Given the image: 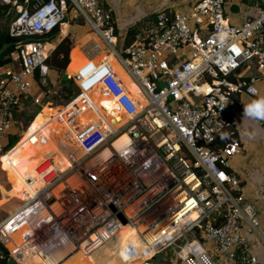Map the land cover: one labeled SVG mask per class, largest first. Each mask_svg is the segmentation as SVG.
<instances>
[{
    "label": "built area",
    "instance_id": "obj_1",
    "mask_svg": "<svg viewBox=\"0 0 264 264\" xmlns=\"http://www.w3.org/2000/svg\"><path fill=\"white\" fill-rule=\"evenodd\" d=\"M250 1L257 14L240 27L227 18L228 0H198L190 16L157 12L120 51L105 0H0L16 14L11 37L21 39L11 64L0 66V166L9 152L4 140L16 125L24 127L19 115L32 79L38 72L43 85L49 74L48 36L57 28L61 33L68 17L84 18L99 39L88 55L108 52L68 75L79 93L62 104L56 122L67 126L83 155L72 148L65 170L51 155L26 178L28 198L0 220V242L11 258L19 262L23 252L48 257L68 244V254H92L130 230L149 252L130 256L138 264H156L155 257L168 251L182 264H219L208 242L226 256L225 264H264L250 234L257 233V213L239 176L228 170L242 146L231 139L237 131L231 104L237 94L258 97L255 83L264 81V0ZM252 64L257 72L237 76ZM96 76L101 92L127 118L108 135L104 119L84 114ZM129 82L138 86L139 97ZM254 120L264 127V119Z\"/></svg>",
    "mask_w": 264,
    "mask_h": 264
},
{
    "label": "crops",
    "instance_id": "obj_2",
    "mask_svg": "<svg viewBox=\"0 0 264 264\" xmlns=\"http://www.w3.org/2000/svg\"><path fill=\"white\" fill-rule=\"evenodd\" d=\"M197 1L198 0H105L106 4L113 9V21L117 35L116 48L120 42V40L118 39L119 34L122 33L123 35H128V32L131 28H134L138 31L139 25H141V22L146 17L154 16L157 12L160 11H171L172 13H179L184 16H189ZM225 12L230 23L237 27H240L245 22L252 20L257 14L256 9L254 8V5L250 0H228L225 6ZM81 20H83L84 23L88 22V24L90 25L89 21L85 20L84 18H81L80 22ZM70 21L76 22L75 20ZM1 22L4 23V21L0 20V23ZM64 36H66V38L72 37L73 42H76H74V45L71 49L69 64L70 66L68 65L66 70L67 76L69 74H76L77 71H79V69L77 70L76 68L80 66L83 59L88 62H99L104 60L106 58V55H108V52L103 50L99 54L94 53L93 56H89V49L85 48V46L89 44L90 48V46L92 45L91 42L93 41L95 43L96 41H98V37L92 31H90L80 41H77L74 37V33L71 30L70 22H67L65 23V25L62 26L61 33L59 31V34L49 39L51 41L50 47L53 48V51L55 50L56 46L63 41L62 39ZM124 39L122 40L123 44L121 49L125 47ZM113 60L118 65L117 61L114 58ZM118 72H120V70H118ZM253 72H257V66L255 64H252L251 68H241L237 72V76H247ZM52 73L57 75V77H55L56 82L52 84L53 87L51 88L49 84H51L50 77ZM36 75L35 78L32 79V91L29 95V99L31 97L33 98V103H31V105L33 106L34 104L49 106L58 111L61 107L64 106L62 105L63 103L56 102V98H54V96L58 93L57 86L60 83L59 74L51 71L50 69L49 74L45 79L43 85L40 84V82L36 78ZM36 86L39 89L37 94L33 93ZM255 86L259 91L258 97H264V81L259 80L257 83H255ZM46 89L51 93V96L49 99H47V101L45 99L47 92ZM53 90H55L56 93ZM258 97L252 96L246 92L242 94H237L231 104L230 113V118L235 123L237 130L236 135L231 139L241 142L242 146L239 152L230 158L228 170H230V172L236 173L241 179V181H243V185H247L245 187H248L249 191H244L247 201L250 197L253 196L264 198V127L258 124L253 118H250L244 113V106L256 100ZM35 100H39V102H36L35 104ZM27 102L28 101H26L25 103V107L23 106L21 108V111L23 110L22 112L27 111V109H29V107L31 106H29ZM99 105L100 102H98L97 106ZM59 113L60 112L53 113L52 116L47 119H50L54 115H57ZM31 123L25 130L23 128L15 130L14 128L9 134V136L11 137L13 135L19 134L22 138L23 131L26 132V130H28V128L30 127ZM10 137L8 139L9 141L7 140V143L10 142ZM32 151L34 152V156L38 152L35 147L33 148L31 146H27L26 143L22 142V140L10 151L7 165L8 171L5 172V177H3L4 180L3 178L0 179V182L4 184L3 186H5L8 190H13L15 192V187H17V189L19 190H22L23 187L20 185H24L26 178L35 172V169H33L30 166V163H28L27 161V154ZM0 168H2V166H0ZM252 205L254 206V204ZM13 211L14 209L8 210L7 212L8 214H11L13 213ZM259 226L260 222L256 235H253L252 233L250 234L252 235L255 244L256 242L260 244V246L258 245L256 249L258 250L259 256L261 257V261L264 263V233L259 230ZM169 254L170 253H162L158 255L155 259L156 264H158L157 261H159V257H170ZM71 255L72 254H67V256H65V259H67V257H70ZM63 261L64 260H61L60 264ZM15 262L16 264H20L17 261Z\"/></svg>",
    "mask_w": 264,
    "mask_h": 264
},
{
    "label": "bare ground",
    "instance_id": "obj_3",
    "mask_svg": "<svg viewBox=\"0 0 264 264\" xmlns=\"http://www.w3.org/2000/svg\"><path fill=\"white\" fill-rule=\"evenodd\" d=\"M88 63H89L88 61L83 59V62L76 69L78 70ZM113 63L116 69L120 70V72L122 73V69L120 68V66L117 65L114 61ZM123 77L126 83L130 81L129 77L125 75H123ZM93 81L96 87L91 91V94L89 93L90 101H91L90 103L92 104L91 107L94 106L96 107L98 105V102L102 100V97L105 94H103L101 92V89L99 88V82H98L99 76H96ZM139 96H140V91H139ZM111 106H113V109L111 111V118L109 120L111 126L109 125V127L105 129V133L107 135L112 132L111 130L112 128L114 129L120 128L127 121V118L119 110L117 103L113 98L111 101ZM91 111L84 112V114L86 116L88 115L90 116ZM56 116L57 115H54L52 118L46 119L44 125L42 126L39 125V122L32 124L31 127L26 132L24 139L22 140V142L27 144V146L34 145L33 148L35 147L38 150L35 156L33 151L27 154V161L28 163H30V166L33 169H36L46 158L51 156L52 153H56L54 159L57 165L59 166L60 169L65 170L69 167L70 162L68 160V164L64 166L62 165L61 161L63 158H67V153L69 149L71 148L80 149L78 147V144H75V142H73L74 141L73 139L68 138L67 126L56 122ZM86 122L87 120L84 118L82 122V126ZM5 156L7 157V161H8V153ZM36 187L41 188L42 184L39 183L37 184ZM15 193H16V197L20 199L22 202L10 215H13L14 212L18 210L24 204L25 200L28 198V194L25 193V186H23L22 190H19L17 189V187H15ZM27 230L28 228L25 227L24 225L23 228L19 231L18 235H16V237L19 238L18 239L19 243L23 241L24 234L26 233ZM136 238L137 237L134 232H131L130 230H125L119 236V239H117L116 241L113 240L112 242H110L106 246L101 247V249L99 248V250L95 251L92 254H88L85 251H80L74 253L71 257L65 259L66 258L65 256H67V254L73 249L72 248L73 246L68 244L67 247H65L64 249L57 251L48 257H41L36 253L28 254L27 252H23V255L19 257V263L20 264H60V261L64 260L61 264H111V263L138 264L139 261L136 260V258L138 257L134 258L130 256H132L135 252H140V254L142 255H147L149 254V252L142 247V245L136 240ZM133 250L134 252H132ZM111 254L117 257H122L125 261L123 263H120L118 260H117L118 262L116 263L110 261L109 258L111 257L110 256Z\"/></svg>",
    "mask_w": 264,
    "mask_h": 264
},
{
    "label": "trees",
    "instance_id": "obj_4",
    "mask_svg": "<svg viewBox=\"0 0 264 264\" xmlns=\"http://www.w3.org/2000/svg\"><path fill=\"white\" fill-rule=\"evenodd\" d=\"M21 1H24V0H20V2ZM9 12H10L9 5H0V20L4 21L3 24L0 23V66H6V65L11 64L10 53L11 51H13L16 43L19 40H21L19 38L11 37L9 33L10 25L12 21L16 18V14L9 15ZM136 31L137 30L134 28H131L129 30L128 35L124 39L125 47L129 46L133 42ZM58 32H59V29L58 28L55 29V31L51 35L48 36L49 37L48 39H50L53 36H56ZM73 45H74V42H73L72 37H69L63 40L60 44L56 46L48 62L50 65L51 71L58 73L60 77V83L57 86L58 93L54 96V98H56L57 101H61V103L63 104L68 103L73 97H75L79 93V88L77 84L72 78H69L66 73L67 67L70 64V53H71V49ZM48 47H50V45H48ZM36 78L39 81L40 77H39L38 72H37ZM49 86H51V88L53 87L52 84H49ZM129 89L136 96L139 97V89L133 82H129ZM46 91L47 92H46L45 99L47 101V99L50 98L51 93L47 89ZM104 96L102 97L103 104L107 105L111 103L112 98L107 95H104ZM32 99L33 98L31 97L27 102L29 106L31 105V103H33ZM42 108H43L42 105L33 104V106L31 105L29 109H27V111H24L20 114L19 118L23 121L24 130L29 126V124L32 121L33 122L31 123V125L36 122H39L40 126L44 125V122L46 121L47 118H49L53 113L59 112L49 106H44V108L43 109ZM25 134L23 135L22 138L19 134L11 136L10 142L8 143V146H7V151L11 150L17 144H19L21 140L24 139ZM30 146L33 147L34 145H30ZM70 150L71 149H69V151ZM5 160H7L6 156H5ZM61 163L62 165L66 166L68 164L67 158H63ZM21 202L22 201L15 196L14 198L9 199V201H7L4 204V209L7 211L12 210V209L15 210L21 204ZM0 264H16L15 260H13V258L10 257V251L8 250V248H6L1 242H0Z\"/></svg>",
    "mask_w": 264,
    "mask_h": 264
},
{
    "label": "rangeland",
    "instance_id": "obj_5",
    "mask_svg": "<svg viewBox=\"0 0 264 264\" xmlns=\"http://www.w3.org/2000/svg\"><path fill=\"white\" fill-rule=\"evenodd\" d=\"M191 15V14H190ZM189 15V16H190ZM190 18V17H189ZM67 22H70V25H71V30L72 32L74 33V37L77 41H80L83 37H85V35L87 33H89L90 31H92V27H91V24L89 25L88 22H83V20H81V23L80 20H77L79 22H72L70 21V18L68 17ZM190 26L195 29L196 28V25H195V22L193 20H190ZM1 24H3L1 22ZM127 36L126 35H123L122 33L119 34V37L118 39L120 40L119 42V45L117 46L118 50H121L122 48V44H123V39ZM75 42V41H74ZM76 43V42H75ZM92 45L90 46V48L93 46V41L91 42ZM85 48L89 49V44H87V46H85ZM188 52V51H186ZM186 56V54L184 55ZM185 58V57H184ZM184 58L182 60H184ZM113 59V58H112ZM181 60V61H182ZM114 61V60H113ZM55 77H57V75H55L54 73L51 74V84H54L55 81ZM39 91L38 87L36 86L35 90L33 91V93L37 94ZM109 96V95H107ZM105 97V96H104ZM56 102H61V101H57ZM55 102V103H56ZM91 101L87 102V104L85 105V108L87 106V109H85L84 112H87V111H91L90 112V116L88 115V120H92L93 118H102L105 120V123H106V128L109 127V120L111 118V111H112V108L113 106H111V103L109 104H103L102 100L100 101V105L97 106V108L94 106V107H91ZM54 103V104H55ZM107 106V107H105ZM95 115H94V114ZM97 114V115H96ZM52 116V115H51ZM87 120V121H88ZM15 130L19 129V126H15L14 127ZM5 143H7V140H4ZM13 149V148H12ZM11 149V150H12ZM72 149V148H71ZM8 152V158H9V153L10 151ZM77 152H78V155L82 156L83 155V151L81 149H75ZM52 155L55 157L56 153H52ZM68 160V158H67ZM8 161L5 160V157H3V164H2V168H0V179L5 177V172L8 171ZM6 169V170H5ZM35 173V172H34ZM4 180V178H3ZM40 183V182H39ZM37 183V184H39ZM4 184H2L0 182V219H4V218H7L9 216L8 212L5 211L4 209V203H6L7 200L9 199H12L15 197V192L13 190H8L5 186H3ZM20 186H25V183L24 185L21 184ZM247 185H243V181H242V190L241 192L245 195V192L244 191H249L248 187H245ZM246 198V197H245ZM247 200V198H246ZM249 202H251L252 204H254V209L257 213V217L259 219V222H260V226H259V230L262 231V233H264V198L262 197H250L248 199ZM259 236V235H258ZM260 237V236H259ZM261 238V237H260ZM138 243V242H137ZM101 249V248H100ZM207 249L214 255V258L218 261L219 264H225L226 263V256L222 255V254H219L217 248H216V244L213 243V242H208L207 243ZM78 252V251H76ZM75 252V253H76ZM80 252V251H79ZM166 253H170V257H159V261H157L158 264H182L178 259L177 257L174 256V254L170 251L166 252ZM72 256V255H71ZM70 256V257H71ZM111 259L109 258L110 261H113V262H120V263H123L125 260L122 258V257H117L113 254L110 255ZM113 257V258H112ZM69 258V257H67ZM118 260V261H117ZM112 264V263H111ZM114 264V263H113ZM119 264V263H118Z\"/></svg>",
    "mask_w": 264,
    "mask_h": 264
},
{
    "label": "clouds",
    "instance_id": "obj_6",
    "mask_svg": "<svg viewBox=\"0 0 264 264\" xmlns=\"http://www.w3.org/2000/svg\"><path fill=\"white\" fill-rule=\"evenodd\" d=\"M255 91V89H252ZM244 113L253 119H264V97H260L244 106Z\"/></svg>",
    "mask_w": 264,
    "mask_h": 264
},
{
    "label": "water",
    "instance_id": "obj_7",
    "mask_svg": "<svg viewBox=\"0 0 264 264\" xmlns=\"http://www.w3.org/2000/svg\"><path fill=\"white\" fill-rule=\"evenodd\" d=\"M13 12L12 11H10V13H9V15H11ZM54 202V199L52 198V199H50V203H53ZM157 257H155V259H156Z\"/></svg>",
    "mask_w": 264,
    "mask_h": 264
}]
</instances>
